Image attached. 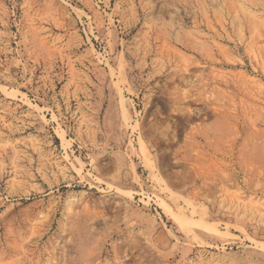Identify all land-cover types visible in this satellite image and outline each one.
I'll return each instance as SVG.
<instances>
[{
    "label": "rangeland",
    "instance_id": "1",
    "mask_svg": "<svg viewBox=\"0 0 264 264\" xmlns=\"http://www.w3.org/2000/svg\"><path fill=\"white\" fill-rule=\"evenodd\" d=\"M0 264H264V0H0Z\"/></svg>",
    "mask_w": 264,
    "mask_h": 264
}]
</instances>
